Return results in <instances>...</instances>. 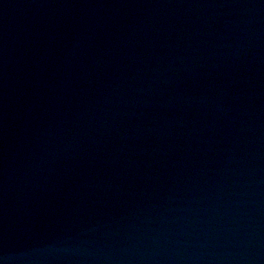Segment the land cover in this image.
<instances>
[{
    "label": "water",
    "instance_id": "1",
    "mask_svg": "<svg viewBox=\"0 0 264 264\" xmlns=\"http://www.w3.org/2000/svg\"><path fill=\"white\" fill-rule=\"evenodd\" d=\"M0 264H264V0H0Z\"/></svg>",
    "mask_w": 264,
    "mask_h": 264
}]
</instances>
